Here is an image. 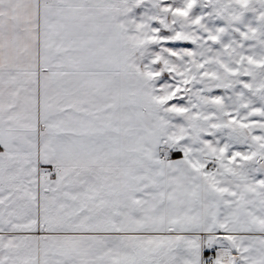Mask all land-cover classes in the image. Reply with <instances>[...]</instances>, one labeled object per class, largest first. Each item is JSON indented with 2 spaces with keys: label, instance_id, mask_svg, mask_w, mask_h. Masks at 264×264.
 <instances>
[{
  "label": "snow or ice",
  "instance_id": "6c2138e0",
  "mask_svg": "<svg viewBox=\"0 0 264 264\" xmlns=\"http://www.w3.org/2000/svg\"><path fill=\"white\" fill-rule=\"evenodd\" d=\"M0 264H264V0H0Z\"/></svg>",
  "mask_w": 264,
  "mask_h": 264
}]
</instances>
